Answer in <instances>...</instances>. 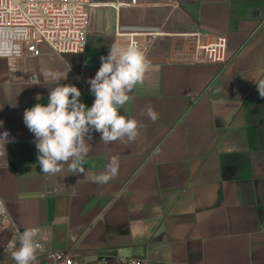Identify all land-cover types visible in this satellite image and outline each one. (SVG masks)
Instances as JSON below:
<instances>
[{"label": "crops", "instance_id": "1", "mask_svg": "<svg viewBox=\"0 0 264 264\" xmlns=\"http://www.w3.org/2000/svg\"><path fill=\"white\" fill-rule=\"evenodd\" d=\"M93 2L84 53L59 55L38 43L16 68L0 58V132L12 140L0 145V195L15 227H36L42 252L264 264V0ZM118 24L172 34L156 40L143 82L121 109L142 124L137 137L104 143L93 132L83 173L64 162L60 172L42 173L24 110L47 102L49 70L66 76L60 83L78 87L90 106L86 80ZM192 30L227 36V63L174 61V35ZM111 157L118 159L116 175L107 183L90 179L106 172ZM13 233L0 235V264H16L4 252Z\"/></svg>", "mask_w": 264, "mask_h": 264}, {"label": "clouds", "instance_id": "2", "mask_svg": "<svg viewBox=\"0 0 264 264\" xmlns=\"http://www.w3.org/2000/svg\"><path fill=\"white\" fill-rule=\"evenodd\" d=\"M19 48H13L11 43H0V57L8 58L12 63L19 57ZM100 67L95 75L88 78L89 92L94 100L86 105L79 98L81 91L73 84H61L66 76L49 70L51 87L46 103H35L26 108L23 122L33 134L37 150V161L42 173H57L61 171L60 164L68 163L69 171L81 174L84 169L85 156L89 149L85 143L90 134L99 133L104 143L127 137L129 141L138 135L142 127L137 120L126 117L121 109L129 101L128 93L135 85L143 82L148 63L144 52L136 45H125L114 41L106 56H100ZM35 79V78H34ZM259 93L264 97V85H258ZM38 94L36 100L40 101ZM147 115L152 121L158 119V114L149 107ZM4 121L0 119V126ZM12 142L7 130L0 132V145ZM118 170V159L110 158V163L104 174L90 177L98 183H107ZM5 201L0 198V231L9 225H14ZM36 227L25 228L9 241L7 248L12 250V259L16 264H34L36 260L37 236Z\"/></svg>", "mask_w": 264, "mask_h": 264}, {"label": "built area", "instance_id": "3", "mask_svg": "<svg viewBox=\"0 0 264 264\" xmlns=\"http://www.w3.org/2000/svg\"><path fill=\"white\" fill-rule=\"evenodd\" d=\"M94 6L93 0H0V43L7 41L13 48H19L21 51L19 57H16L12 63L9 62L10 67L16 68L18 61L26 56L28 50L37 53L34 47L38 43H45L59 55L84 53L87 46L91 9ZM118 7L115 4L117 10ZM169 35L172 34L157 27H126L118 24L114 41L138 46L147 60L156 40ZM174 36L178 41L172 56L174 61L220 65H225L228 61L227 36L200 30L176 33ZM5 59L8 60V58ZM0 198H2L1 195ZM6 230L14 232L10 240L22 231L15 225H9L5 230L0 231V235ZM261 230L264 231V224ZM35 241L38 246L34 264L154 263L151 258L120 254L103 260L97 252L76 255L70 249L42 252V242L36 238ZM7 245L4 252L12 253Z\"/></svg>", "mask_w": 264, "mask_h": 264}, {"label": "bare ground", "instance_id": "4", "mask_svg": "<svg viewBox=\"0 0 264 264\" xmlns=\"http://www.w3.org/2000/svg\"><path fill=\"white\" fill-rule=\"evenodd\" d=\"M94 3V2H93ZM94 5H95V3H94Z\"/></svg>", "mask_w": 264, "mask_h": 264}]
</instances>
